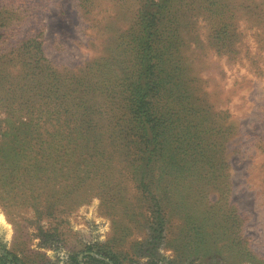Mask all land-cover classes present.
<instances>
[{
	"label": "rangeland",
	"instance_id": "374dc122",
	"mask_svg": "<svg viewBox=\"0 0 264 264\" xmlns=\"http://www.w3.org/2000/svg\"><path fill=\"white\" fill-rule=\"evenodd\" d=\"M145 2L0 0V253L98 264L84 258L91 246L122 264H264V0L164 2L174 44L161 37L148 53L160 64L147 100L152 119L181 116L187 135L172 138L175 125L151 148L200 144L166 216L149 213L136 170L142 64L131 36ZM66 120L92 126L107 155L82 152L86 139L67 143Z\"/></svg>",
	"mask_w": 264,
	"mask_h": 264
},
{
	"label": "trees",
	"instance_id": "16d2710c",
	"mask_svg": "<svg viewBox=\"0 0 264 264\" xmlns=\"http://www.w3.org/2000/svg\"><path fill=\"white\" fill-rule=\"evenodd\" d=\"M148 1L150 0H146L144 6L140 7L138 16L140 20L139 29L136 30V34L131 36V43L134 42V45L136 46V55L138 58H140L142 64V70L137 72V79L133 84L132 91L135 93L136 99L134 98L135 101H132L131 106V109H133L135 113L134 115L132 112V122L135 121L133 126L135 125V127L140 130V137L137 139V146L138 151L140 149L139 152L141 153L140 159L142 164L136 166V170L138 171L139 176L137 178V180L139 179V186L146 194V197L150 204V206H148L149 213L152 212L153 216H166L165 207L167 203L173 200L171 196L169 197V190L173 188L177 190V193H179L182 185L187 182H191L189 180L190 178L193 179L195 172H193L191 166L188 165L191 164L192 166H194L198 162L197 147L200 144L194 147H187L185 151L181 150V152L178 150H172L170 152L169 150L168 153H165L163 155L157 153V151L155 152V148H151L155 143H160L159 139L161 135H163V132L164 134H166V130L169 128L172 129L175 125V128L184 126L186 120L184 121V118L178 115L175 117L172 113L168 115L165 109L160 112L161 118H157L155 116L152 119V111L155 109L151 107L150 102L147 100L151 88L149 87V82L146 81V79L147 77H149V75L154 74V71L159 67L160 62L153 64L148 53L149 51H152L154 46L158 42H160L162 38L170 45L174 44V41L171 37V30L168 28L169 25L167 26L165 23H163V21H161L164 11H166L167 9L168 11H170V8L165 6L164 2L170 4L171 2L173 3V0H151V8L153 6V10L150 11H148V9L150 8L148 6ZM155 60L157 59L155 58ZM147 63L148 65H146ZM145 71H147L148 73L146 74ZM132 122L130 121L131 125ZM63 125H65L67 128V134L64 138L67 143L73 144L79 139H86L83 145V149H81L82 152L90 151L92 153L98 154L100 158L106 156L109 152L100 148V143L102 141L101 137L95 138L94 136H92V126L88 125L86 128H83V126L78 125L77 122L72 123L69 120H66ZM129 130H132V127L128 125L122 127V131ZM186 135L187 126H184L181 131L175 132L172 138L174 136L184 137ZM4 136L5 133L1 134L0 139H2ZM166 136H168V134ZM190 138L191 140H194L197 139V136L193 135ZM174 140L176 139L174 138ZM7 145H5L4 148L6 150V156L9 157L12 154L13 148H6ZM23 146L26 147L24 144ZM15 147L18 148L17 146ZM160 157L162 158L161 163L158 162V159ZM202 160H204L205 163H210L211 161L210 156H205V154H203ZM155 167H158L159 171L158 179L156 180V188L160 189L159 194H156L152 191L153 182H150L149 179L150 173L155 169ZM166 175L172 178V183L170 184L171 187L163 185L164 177ZM160 185L162 186V188H160ZM165 198H168L167 203H164ZM177 203L180 204L179 201ZM224 216L231 215L226 214ZM46 235L48 234L46 233ZM92 252L103 256L107 260L105 261L95 258L94 256H92ZM86 253L87 254L84 255V258H87L88 260H94V262L98 264H122L115 255L110 253L106 254L105 252H101L100 249L94 251V248L91 246L87 248ZM70 259L72 260L71 264H82V261L79 260L78 256H72ZM0 264L26 263L11 250H4L2 253H0Z\"/></svg>",
	"mask_w": 264,
	"mask_h": 264
}]
</instances>
